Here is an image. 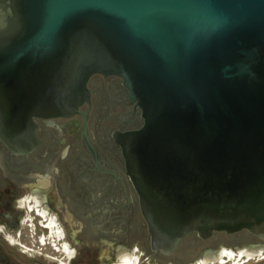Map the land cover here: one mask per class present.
Listing matches in <instances>:
<instances>
[{
  "label": "water",
  "instance_id": "water-1",
  "mask_svg": "<svg viewBox=\"0 0 264 264\" xmlns=\"http://www.w3.org/2000/svg\"><path fill=\"white\" fill-rule=\"evenodd\" d=\"M18 8L14 33L0 32V106L15 125L67 115L93 74L118 75L145 117L125 149L152 248L216 231L264 239V0Z\"/></svg>",
  "mask_w": 264,
  "mask_h": 264
},
{
  "label": "flooded vegetation",
  "instance_id": "flooded-vegetation-1",
  "mask_svg": "<svg viewBox=\"0 0 264 264\" xmlns=\"http://www.w3.org/2000/svg\"><path fill=\"white\" fill-rule=\"evenodd\" d=\"M20 1L0 0V32L19 26ZM87 87L89 96L77 110L33 115L17 122L21 126L0 106V264H112L127 254L143 262L178 260L193 248L201 256L221 253L225 261L224 250L235 257L261 249L264 264V239L247 230L216 231L208 238L195 233L171 255L156 252L125 149L129 134L145 124L143 110L118 75L95 73ZM22 132L27 135L20 141ZM28 245H40L38 254L50 261H25L13 248ZM53 246L57 254L48 251ZM244 258L252 262L247 255L238 259Z\"/></svg>",
  "mask_w": 264,
  "mask_h": 264
},
{
  "label": "rangeland",
  "instance_id": "rangeland-1",
  "mask_svg": "<svg viewBox=\"0 0 264 264\" xmlns=\"http://www.w3.org/2000/svg\"><path fill=\"white\" fill-rule=\"evenodd\" d=\"M194 240H196V239H194ZM189 243H191V242H193V241H188ZM188 242H186L184 245H183V247L182 248H186L187 247V243ZM28 249L27 248H24V247H13L14 248V251L15 252H17V253H21L20 255L22 256V257H24L25 259H27V260H25V261H31L32 259H35V257L38 259H42V260H46V261H50L49 259H46V258H44V257H42L41 255H39L38 253H40V245H39V247H37V245L36 246H33V245H28ZM48 248V251L50 252V253H55V254H57V250H58V246H53V247H47ZM30 249H35V252H32V251H30ZM66 249H68L67 247H65V250ZM21 250L23 251V252H21ZM45 250V249H44ZM68 251H70V250H68ZM106 251H108V247H106V248H102L101 250H100V253L101 254H103L104 252H106ZM66 252H67V250H66ZM224 253H227V254H229L230 252L231 253H233V251L232 250H224L223 251ZM23 254V255H22ZM201 254H202V252H201V250H198V249H196V248H193V252L191 253V254H189L188 255V257L186 258V259H178V260H176V259H173V258H171V259H169L168 257H159L158 259H156V260H153L152 262H149V261H145V262H143L142 260L141 261H139V263L138 264H221V261H222V259H223V257H221V258H219L220 257V255H221V253H220V255H219V257H218V255L217 254H215V255H213V257H211V256H201ZM223 254V253H222ZM262 254V251H260L259 253H258V255H261ZM20 255H18V257H20ZM55 257H56V255H55ZM218 257V258H217ZM240 257H242V256H239L238 258H240ZM255 258V257H254ZM20 259H22V258H20ZM29 259V260H28ZM240 260V259H239ZM24 261V260H23ZM24 261V262H25ZM29 261V262H30ZM252 262L251 263H247V264H260L261 263V261H259V262H254L253 260H251ZM118 261H115V262H113L112 264H115V263H117ZM51 263H54V262H51ZM231 263H233L231 260L229 261V262H225V263H222V264H231ZM238 264H239V262H238Z\"/></svg>",
  "mask_w": 264,
  "mask_h": 264
},
{
  "label": "bare ground",
  "instance_id": "bare-ground-1",
  "mask_svg": "<svg viewBox=\"0 0 264 264\" xmlns=\"http://www.w3.org/2000/svg\"><path fill=\"white\" fill-rule=\"evenodd\" d=\"M67 250V255L69 256H72V252L71 251H68L69 249H66ZM261 251L260 250H252V251H249V250H245V251H240V254H238L239 256H242V255H247L249 258H254V257H258V253ZM235 253H229V258L231 259V261L233 263H238V255H236L234 257ZM222 256L220 255L219 258H221ZM260 257V256H259ZM245 259V258H244ZM241 261V260H240ZM139 263V258L133 254H127V255H123L117 263L115 264H138Z\"/></svg>",
  "mask_w": 264,
  "mask_h": 264
},
{
  "label": "crops",
  "instance_id": "crops-1",
  "mask_svg": "<svg viewBox=\"0 0 264 264\" xmlns=\"http://www.w3.org/2000/svg\"><path fill=\"white\" fill-rule=\"evenodd\" d=\"M260 256V257H259ZM258 257H255V258H252V260L254 261V262H258V261H261V259L263 258V256L262 255H259ZM231 259L229 258V255H228V259L225 261L224 259H222V262L223 263H225V262H229ZM222 262H221V264H222ZM237 262H239V264H246L247 263V259H245L244 261L243 260H239L238 259V261ZM244 262V263H243ZM54 264H57L56 263V261H54ZM231 264H235V263H231ZM236 264H238V263H236Z\"/></svg>",
  "mask_w": 264,
  "mask_h": 264
}]
</instances>
